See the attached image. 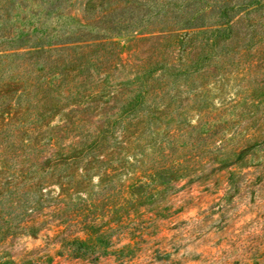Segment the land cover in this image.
I'll return each instance as SVG.
<instances>
[{"label": "rangeland", "instance_id": "rangeland-1", "mask_svg": "<svg viewBox=\"0 0 264 264\" xmlns=\"http://www.w3.org/2000/svg\"><path fill=\"white\" fill-rule=\"evenodd\" d=\"M30 16L17 1L0 7V264H264V11L224 42L215 71L166 88L126 137L59 142L35 132V57L19 53ZM68 19L50 16L45 26L76 24ZM142 45L137 58L148 64L162 44ZM40 196L49 203L24 214L19 203L42 205ZM27 219L35 232H20ZM66 227L96 253L73 257L55 239Z\"/></svg>", "mask_w": 264, "mask_h": 264}, {"label": "trees", "instance_id": "trees-1", "mask_svg": "<svg viewBox=\"0 0 264 264\" xmlns=\"http://www.w3.org/2000/svg\"><path fill=\"white\" fill-rule=\"evenodd\" d=\"M16 1L27 17L35 18L29 29H20L22 41L27 43L21 44L19 51L35 57V132L41 139L49 137L56 142L98 141L105 132L114 136L116 131L119 137H126L132 124L153 116V102L166 88H174L183 77L215 71L211 66L216 59H223L220 48L224 42L238 39L240 25L252 13L264 11L261 0H215L209 7L211 0H15L4 7L7 0H0V7L9 9ZM50 16L69 18L76 24L50 28L45 26ZM123 37L127 38L122 41ZM156 39L162 45L153 51L154 60L140 63L137 51ZM131 57L134 60L125 63ZM127 65H132L131 69ZM113 66L125 69V75L107 81L104 72ZM96 98L101 101L91 105ZM101 102L114 105L106 111ZM57 117L60 124L51 126L48 134L41 131ZM40 200L42 205L34 203L32 207L19 203L22 212L28 214L26 208L33 212L49 203L42 196ZM58 205L53 202L49 208ZM67 215V211L60 215L65 220L62 224L69 222ZM30 222L27 219L20 225L21 233L36 231L35 223ZM72 226L78 227L80 222L76 219ZM69 235L66 227L55 239L63 248L73 247V257L96 253L84 240H71ZM26 263L51 264L46 259Z\"/></svg>", "mask_w": 264, "mask_h": 264}]
</instances>
